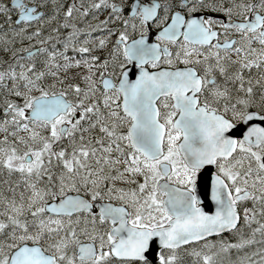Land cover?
Wrapping results in <instances>:
<instances>
[{"label": "snow or ice", "instance_id": "obj_1", "mask_svg": "<svg viewBox=\"0 0 264 264\" xmlns=\"http://www.w3.org/2000/svg\"><path fill=\"white\" fill-rule=\"evenodd\" d=\"M0 264H264V0H0Z\"/></svg>", "mask_w": 264, "mask_h": 264}]
</instances>
